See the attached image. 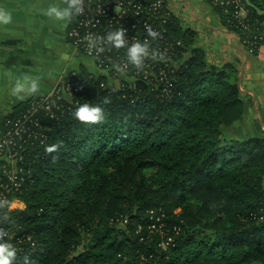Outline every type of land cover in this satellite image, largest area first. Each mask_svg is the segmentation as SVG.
<instances>
[{"label": "trees", "instance_id": "trees-1", "mask_svg": "<svg viewBox=\"0 0 264 264\" xmlns=\"http://www.w3.org/2000/svg\"><path fill=\"white\" fill-rule=\"evenodd\" d=\"M242 1L240 21L233 5L207 0L258 55L263 42L245 26L264 22V0H250L257 9ZM163 32L161 45L173 47L168 86L82 67L79 91L62 101L66 116L43 119L48 138L28 153L31 172L17 195L25 208L0 207V243L8 233L35 244L18 243L11 264H264V128L253 119L256 135H234L252 97L228 65L207 62L173 13ZM37 98L0 117L1 132ZM86 101L101 104L102 121L75 118Z\"/></svg>", "mask_w": 264, "mask_h": 264}, {"label": "built area", "instance_id": "built-area-1", "mask_svg": "<svg viewBox=\"0 0 264 264\" xmlns=\"http://www.w3.org/2000/svg\"><path fill=\"white\" fill-rule=\"evenodd\" d=\"M214 4L224 8L233 5L234 16L240 21L248 17L242 0H214ZM80 8L79 13L71 10L73 18H69L68 38L79 52L93 60L99 70L107 74L112 72L114 76L130 74L132 79L141 78L152 84L162 82L168 86L165 63L170 60L167 56L172 57L170 51L173 47L161 44L163 26L172 13L169 0H81ZM148 26L157 33L155 38L146 31ZM121 28L124 29L125 44L116 46L108 35ZM245 29L249 32L253 29V37L264 45V22L254 28L246 25ZM150 38L156 41L154 47L150 46ZM236 38L245 47L249 43L238 36ZM145 40L148 41L147 54L136 64L130 58L128 49L135 43L143 45ZM255 43L247 48L251 49ZM70 75L75 77L70 78ZM84 80L77 72L70 73L52 93L38 96L19 117L6 121V128L0 134V207L13 209L14 201L20 200L17 195L22 192L31 172L27 167L28 153L33 152L36 145H43L48 138L43 119H63L68 113L62 104L63 99H71L79 91L76 82ZM151 228H156V224ZM2 237L4 240L1 243L11 244L15 252L17 244L22 241L35 245L28 235L20 236L14 242L10 240L13 234L4 233Z\"/></svg>", "mask_w": 264, "mask_h": 264}, {"label": "crops", "instance_id": "crops-1", "mask_svg": "<svg viewBox=\"0 0 264 264\" xmlns=\"http://www.w3.org/2000/svg\"><path fill=\"white\" fill-rule=\"evenodd\" d=\"M68 3L69 0H0V11L6 10L12 17L9 23H0V117L23 101L52 93L70 73L82 67L97 71L93 60L88 63L68 38L70 16L58 20L47 14L51 6L65 8ZM169 5L182 28L196 33L193 45L205 51L208 63L228 65L237 74L241 71L243 91L253 99V92L259 97L264 93V48L258 55L247 53L207 0H169ZM184 54L190 56L192 49ZM25 74L38 79L40 89L31 95L23 92L24 98L17 99L10 89ZM1 131L0 122V134ZM12 208L22 210L25 204L16 200Z\"/></svg>", "mask_w": 264, "mask_h": 264}, {"label": "clouds", "instance_id": "clouds-1", "mask_svg": "<svg viewBox=\"0 0 264 264\" xmlns=\"http://www.w3.org/2000/svg\"><path fill=\"white\" fill-rule=\"evenodd\" d=\"M81 0H69L68 6L60 8L58 6H51L48 9V15L54 16L56 19H64L71 15L70 10L74 9L75 12L79 13ZM12 17L8 11H0V23L7 24L11 21ZM146 31L153 38L156 37L157 33L152 31L151 26L146 28ZM108 39L113 41L116 46H123L125 44L124 29H120L116 32H111L108 35ZM148 41L145 40L144 44L135 43L132 44L128 53L130 58L139 64L142 57L147 54ZM40 89L39 80L33 78L27 74L23 75L22 78L17 79L15 85L10 89L11 95L16 96L17 99H23L24 96L21 93L26 92L28 94H35ZM105 103L108 102V98H105ZM75 118L84 123H96L102 121L105 116V109L99 103L84 102L79 104L73 113ZM57 150V145L53 144L46 148L48 152H54ZM15 256V248L7 243H0V264H11L12 259Z\"/></svg>", "mask_w": 264, "mask_h": 264}, {"label": "rangeland", "instance_id": "rangeland-1", "mask_svg": "<svg viewBox=\"0 0 264 264\" xmlns=\"http://www.w3.org/2000/svg\"><path fill=\"white\" fill-rule=\"evenodd\" d=\"M264 48V45H259L257 47V50L258 52ZM82 57L88 61V63H91V58L85 56L84 54L82 55ZM93 65V64H91ZM95 66V65H94ZM93 66V67H94ZM95 69L97 70L95 73L91 71V73L93 74H100V73H103L101 70H99L96 66H95ZM237 76L239 77V84L241 83L242 81V74H241V71L238 72ZM242 85V83L240 84ZM243 87V86H242ZM252 96H254V99L252 98V101L250 102L249 100H247L245 98V102H246V107H247V112H248V117L244 119V122H245V126H240V130L239 131H236L234 133V135L238 136L239 138H246L248 137V135H256L257 134V131L255 129V123H252L251 124V121L253 119L255 120H258V122H260L261 124V129L263 130L264 128V93L262 92L260 94V97H259V94L257 93H252ZM261 106H263L261 108ZM0 112H3L2 110H0ZM243 125V124H242ZM264 131V130H263ZM180 210H178L177 212H179ZM162 246L166 247L167 246V243L164 242L162 243ZM76 250L81 251V247L80 248H77Z\"/></svg>", "mask_w": 264, "mask_h": 264}, {"label": "water", "instance_id": "water-1", "mask_svg": "<svg viewBox=\"0 0 264 264\" xmlns=\"http://www.w3.org/2000/svg\"><path fill=\"white\" fill-rule=\"evenodd\" d=\"M247 1V3H248V5L249 6H251V7H253V8H256V6L253 4V3H251V1L250 0H246ZM257 9V8H256ZM261 13V12H260Z\"/></svg>", "mask_w": 264, "mask_h": 264}]
</instances>
